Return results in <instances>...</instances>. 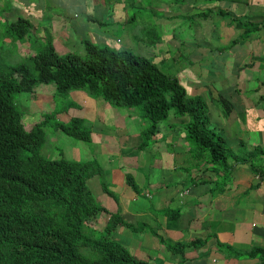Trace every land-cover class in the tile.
<instances>
[{"label":"crops","instance_id":"crops-1","mask_svg":"<svg viewBox=\"0 0 264 264\" xmlns=\"http://www.w3.org/2000/svg\"><path fill=\"white\" fill-rule=\"evenodd\" d=\"M14 1L15 4L9 7L5 14L4 0H0V27L2 28L4 22L11 21L10 19H13V16L16 17L15 19L23 18L29 22L30 33L36 36L33 35L35 41H40L44 44L45 40H52L54 48L60 54L64 53L59 50L65 52L71 49L75 42V38L70 35L66 27L70 26L74 30L79 26H83L90 29L89 33L101 31L100 23L96 24L94 18H85L79 22L70 21L66 17L67 14H70L68 11L69 7H66L62 11L64 15H61L55 12L58 10H53L47 4L34 10L36 4L33 9L29 8L30 0ZM106 1L94 0L99 8H104L101 22L106 25H115L116 29L118 28L124 33L125 40L128 41L129 45L125 48L132 51L136 50L137 54L145 56L146 51L138 52V49L141 50L139 42L142 41L141 34L143 31H145L146 36H150V32L145 29L126 27L130 21L135 20L133 16H131L133 19L127 17V8H134L136 0H132L129 6L126 0ZM154 3L158 6L162 3V0H154ZM80 7L84 9L85 4L83 3ZM25 10H29L30 16L27 15ZM160 10L163 11V14L158 16L160 24L164 23V21L170 22L178 19V17H186L193 10L198 16H205L204 13L211 10V16H215V22L217 21L220 28L231 30V32H227L224 35L216 33L217 38H211L210 35L200 33H197L196 37L191 32V29L187 34L170 33L173 25H169L163 37L168 42L172 40L175 42L174 46L177 48L175 51L184 55L190 54L197 60L205 55L211 56L216 53L214 54L215 60L212 62L216 69L213 68V71L210 72L211 81L208 85L215 92V96L228 100L231 108L228 114L224 113V110H218L213 126L223 133L224 138L229 139L233 143L236 141L235 144L237 146L245 147V151L254 152V150L248 148L250 146L258 148L259 153L255 151L260 156H256L254 159L261 163L259 166L262 171L259 172L251 167L249 162L229 163L222 172L215 166L213 167L206 163L205 165L212 170L210 174L215 175H208L207 172L199 174L200 171L198 170L196 172V170L188 169V157L182 158L187 151L175 146L171 151L174 157H171L168 165H165L164 162L160 165V161L159 166L154 168L150 160V167L145 170L148 173L140 174L141 178L144 179V184H148L146 188L141 187L137 181L140 190L134 192L125 180V174L129 173L132 175V173L125 172L123 182L119 185L121 189L114 191L112 195H108L103 191L99 182L104 173L106 174L109 171V176L112 179L115 174L112 172L114 165L110 166L113 163L107 162L105 159L106 155L104 156V152L108 153L109 151L103 148H107L111 141H117L116 143L123 145L127 144L130 133L143 132L144 126L141 119L135 121L129 112H126L123 118V131L122 123L119 120L122 115L119 112L112 113L110 104L108 102L107 104L105 100L103 102H95L99 100L95 99L96 97L93 98L90 93L84 90H79L82 92L77 95L70 94L71 99L68 100V103L70 104V101H73L74 104L81 106V103L91 101L93 109L95 107L103 109L107 114L106 118H95L94 120L98 124L94 125L92 123L90 126V143L94 144V148L90 149L87 143H81L71 136L63 137L59 134L58 138L55 137L54 139L65 143L67 147L59 150L58 154L63 156L66 154L68 156H65L66 158L78 161L93 158L101 164L102 173L92 176L88 181V185L90 181L98 184L96 195L98 196L99 194L102 197L99 201L105 205L109 212L119 213L125 221L134 225L144 223L147 227V229L142 231L134 232L120 225L113 231L114 239L124 245L135 257L150 261L152 264H264V27L243 38L241 34L244 29L236 27L232 20V16H237L240 19H250L255 22L263 21L264 0H211L210 2L206 0L202 2H199V0H167V3ZM219 10L228 11L229 15H220L218 13ZM150 11L152 16L156 17L154 11ZM20 12H24L27 17L22 16ZM48 13L50 16L46 20H39V18L47 16ZM233 31L239 34L231 40L230 36ZM11 39L14 42V39ZM222 39L227 41H222ZM82 40L80 38L81 42ZM150 40L149 38L145 41L150 42ZM210 40H216L219 44L200 46V43L206 44ZM238 40L240 41L237 42ZM161 41L166 44L162 36ZM13 42L0 29V48L5 52V56L11 53ZM145 46L148 47V45ZM162 50H165L167 52L166 55L170 56L169 52L171 49L167 44L162 47ZM230 52H232L234 58L240 54L243 57L242 61L236 62L234 58L228 57ZM256 58L260 60L257 70L250 68L256 62ZM160 60L163 61L164 59L161 58ZM219 63H222V65L219 66ZM197 64L199 63L197 62ZM222 68L224 70L222 75H220ZM219 70L221 71L219 72ZM41 85L43 84L36 86L32 92V97L24 100V103H27L24 104L27 110L23 111V123L28 118L27 115H31V118L29 117L30 125H27L28 127L26 128H30L41 119L43 114L50 113L55 107L52 103L51 107H49L47 102L49 99H53L55 95L49 93V91L42 93ZM46 86L53 88L54 93H56L55 86H50V84H46ZM224 88L230 90L223 93ZM238 89L239 91L243 89V95L246 93L250 94L244 97L239 92H236ZM75 92L77 91L72 90L69 93ZM220 93L222 94L220 95ZM218 103L221 105L219 100ZM209 111L210 106L208 105ZM183 118L185 117L175 119L184 123L181 120ZM128 120L134 121V126L127 125L126 122ZM178 123L172 122L169 127L176 128L175 125ZM113 124L115 130H120V135L111 128ZM242 126L243 130H239ZM156 135L159 136V132ZM230 147L232 146L230 145ZM120 153L122 156V151ZM55 155L53 154V157ZM107 156L110 155L108 154ZM132 159L134 157L129 156L128 160L131 161ZM132 166L134 169L140 167L138 162H135ZM153 171L158 172L159 178H157V182L147 183L145 176L149 175L153 178ZM133 178L135 177L133 176ZM219 178L221 179L218 180ZM105 182L109 185L107 181ZM157 190L159 191L157 196L160 195V198H157L160 207L152 209L153 203L149 206H135L140 195L150 199L153 197V191ZM179 205L181 207H178ZM182 207L184 208L183 211H185L183 216L187 213V218L185 221L178 223L177 221L181 216H174L173 211L182 210ZM104 217V222H106L108 217ZM102 225L101 220L98 218L97 227ZM139 225L138 227L140 228ZM153 228L159 234H162L166 240L183 243L192 242V245L186 247L182 252L170 251L149 231ZM160 231L163 233H160ZM136 235L140 236L136 237ZM135 240H137V243ZM162 246H165L166 250ZM256 249H259V254L256 256L248 255L250 251Z\"/></svg>","mask_w":264,"mask_h":264},{"label":"trees","instance_id":"trees-1","mask_svg":"<svg viewBox=\"0 0 264 264\" xmlns=\"http://www.w3.org/2000/svg\"><path fill=\"white\" fill-rule=\"evenodd\" d=\"M218 13L229 15L223 10ZM232 20L236 27L244 29L243 38L264 27V20L255 22L237 16ZM17 25L29 28L23 19ZM82 44V59L72 51L58 53L49 39L42 50L28 56L31 66L20 62L9 69L0 68V264H152L135 257L111 237L119 225L135 232L147 227L125 221L95 199L87 182L102 172L98 160L49 158L41 153L47 126L90 142L91 129L84 119L73 116L58 120L54 109L25 128L23 112L15 103L16 92L30 93L36 86L52 82L58 95L84 90L114 107H139L143 117L150 119L154 134L160 132L159 123L171 113L176 118L186 117L183 125L196 145V157L225 163L226 167L229 163L249 162L262 171L261 163L254 159L260 154L234 152L227 146L223 135L215 134L210 126L208 105L201 98H188L176 78L155 66L153 57L126 48L112 49L89 39H83ZM217 99L228 114L231 104L223 97ZM143 146L145 142L138 145ZM125 180L134 192L140 190L131 174L127 173ZM102 188L108 195L113 194L104 182ZM101 213L109 217L102 230H97L90 220ZM173 213L180 216V210ZM149 231L170 251L182 252L192 245L166 240L154 228ZM259 253L256 249L248 255Z\"/></svg>","mask_w":264,"mask_h":264},{"label":"rangeland","instance_id":"rangeland-1","mask_svg":"<svg viewBox=\"0 0 264 264\" xmlns=\"http://www.w3.org/2000/svg\"><path fill=\"white\" fill-rule=\"evenodd\" d=\"M106 1V0H105ZM132 0H126V3L130 4ZM203 0H199V2H202ZM30 7H34L36 4L34 10L39 7H44V5H50L53 10H58L55 11L56 13H60L61 15H64L62 12L66 7H69V13L67 14L66 17L72 21V22H79L84 20L85 18H94L95 23L98 24L100 23L101 31L89 33L90 29H87L83 26H79L72 30L70 26L66 27L67 30L70 32V35L75 38V42L73 43V46L71 49L66 50L65 52L63 50H59L61 53H66L69 51L75 52L76 54L80 55L81 59L84 57V45L80 41L81 39H89L93 41L94 43L98 45H106L112 49L120 50L124 49L127 47L128 41L125 40L124 33L121 32L118 28L116 29L115 25H106L103 24L102 21V15L104 12L103 7H98L94 0H30ZM85 4L84 9L80 7L82 4ZM167 3V0H162V3L159 4L158 6L154 3V0H136L134 8L133 7H128L127 8V17L130 18L133 16L135 20L130 21L128 25L126 26L127 28H133V29H145L146 31L150 32V36L145 35V31L141 34V40L139 42V46H141V50L138 49V52H144L145 56H150L153 57L154 59V64L155 66L162 71L163 73L169 75L170 77L176 78L178 80V83L180 87L185 91L186 96L188 98H201L207 105L210 106V111L208 112V116L210 119V125L211 128L215 129V134H222L220 133V130L216 127H214V120L216 119L217 116V111L218 110H223V106H221L218 103V99H216L217 96H215V92L210 88L208 83L211 81V74L210 72L213 71V68L216 69V66L214 63H212L215 60L214 54L213 53L211 56H203L197 60V58H194V56H191L190 54H182L179 53L178 51H175L177 49L174 45L175 42L172 40L171 42H168L167 40L164 39L163 35L164 32L166 31L167 27L170 25H173V29L170 30V33L176 32V33H185L190 32L189 30L191 29L192 33H194L197 37V33L204 34V35H210L211 38H217L216 33L220 35H224L227 32H231V30H225L223 28H220V25L217 24V21L215 22V16H211V13L209 16H198L197 13L193 10L191 13H189L188 16L186 17H178V19H174L170 22L164 21V23H159L160 20L158 18L159 15L163 14V11L160 10V8ZM15 4L14 0H4V5L6 7L5 9V14L8 11V8L13 6ZM224 4V3H223ZM106 5L108 6V2L106 1ZM131 6V5H130ZM154 8H152V7ZM154 11L156 14V17H153L151 14V11ZM27 15H29V10H25ZM47 12H49L47 10ZM22 16L27 17L24 12H20ZM30 16V15H29ZM50 14L48 13L47 16L44 18H39V20L44 21L46 20ZM220 17V16H219ZM14 19V16L12 17ZM230 18V17H229ZM10 19V20H13ZM131 19H133L131 17ZM172 23V24H171ZM8 29L12 30L13 27H9ZM239 33L236 31H233L231 37V40L234 39L235 37L238 36ZM34 35V34H33ZM35 36V35H34ZM161 36L163 41L168 45V47L171 49L170 50V56L166 55V51L162 50V47L166 44H163L161 41ZM36 37V36H35ZM17 45L16 48H13L12 51L14 54L10 56H5V52L0 48V68H4L7 66L8 69L10 66L17 64V63H25L31 66L30 60L28 56L32 53L38 52L42 50L43 44L40 41H34L31 37L29 38L27 34L21 35V37H17ZM79 38V39H76ZM151 39L150 42H146L145 40ZM230 40V42H231ZM222 41H227L226 39H222ZM238 40L237 42H239ZM46 42V40H45ZM44 42V43H45ZM236 42V43H237ZM217 45L219 44L218 41L210 40L206 44L200 43V46L203 47L205 45ZM145 45H148L146 47ZM221 46V45H220ZM70 47V46H68ZM197 47V45H196ZM223 47V46H221ZM154 48V49H153ZM128 49V48H126ZM134 52L137 53L136 50H133ZM189 55V56H187ZM228 57L234 58V55L232 52L228 54ZM164 59L161 61L160 59ZM236 62H241L243 57L239 54L235 56L234 58ZM256 62L253 64L252 67L250 68H255L256 70L258 69L260 65V60L256 58ZM197 62L199 64H197ZM222 65V63H219V66ZM224 68H222L223 72ZM215 73L216 70H214ZM248 72V71H247ZM258 73V71H257ZM255 80V79H254ZM256 81V80H255ZM231 82V81H230ZM203 84V86H201ZM50 86H54V83H50ZM242 86V85H240ZM201 87V88H200ZM41 92L46 93L49 91V93H52L55 95L53 99H49L47 102L49 103V107L52 105H55L53 110L55 109L57 114L56 118L58 120H69L71 117L77 115L81 118L84 119V122L86 126L90 127L92 123L94 125H97V121H95V118H106V113L103 109H98L92 107L93 103L89 101L88 103H81V106L78 105H71L68 104V100L71 99V95H77L82 91L76 90L77 92L75 93H64L62 95H58L54 93L53 88H49L46 86V84L41 85ZM227 90L230 89H225L223 90V93H226ZM243 89L239 91V89L236 92H239V94L243 95ZM71 94V95H70ZM222 93H220L221 95ZM250 94V93H248ZM247 93L244 94L243 96H247ZM32 97V92H16L14 94L15 98V103L20 107L23 111H26L24 104H27L26 102L24 103L25 98ZM94 98V97H93ZM218 98V97H217ZM98 99L99 101L95 102H103L104 100L102 98H95ZM217 101V102H216ZM107 103V102H106ZM108 104V103H107ZM111 112L112 113H120L122 116L119 117L120 122L122 123V130L124 131V121L123 118L126 114V112H129L132 118L134 120L141 119L143 123V132H137L136 134H133L132 132L128 136V142L125 145L123 144H118L114 141H111L110 144L107 145V148L104 147L103 149H108V153L104 152L105 159L107 162L113 163L110 166H113L112 172L115 174L114 178L112 179L109 176V171L105 174H103L101 181L99 182L102 184L103 182L106 183L107 181L109 183L108 185V190L111 193H114V191H119L121 189V182H123V175L125 172H131L132 175L136 178L135 181L140 184L141 187L146 188L148 184H144V179L141 178L142 176L140 174L142 173H148L145 170H148L150 167L149 163L150 160L152 161L151 165L156 168L159 166V162L161 161L165 163V165H168L169 160L171 157H174L172 155L173 153L171 152L172 149L175 146L180 147L181 149H184L187 151L186 155H183L185 158H189V161L193 162H187V167L190 170H197L200 171L199 174H204L208 173V175H215V174H210L212 170L207 167L205 164L208 163L210 166H215L218 168L220 172L224 170V164L218 163V162H211L205 158L199 159L198 156L196 157L195 152L196 151V145L193 141L192 138L187 136V129L183 125V123L180 120L175 119L172 114H170L167 119L164 121H161L159 123V136L154 134L150 130V119L148 117H143L141 110L139 107H132V108H125V107H114L111 106ZM46 107V106H45ZM29 110V109H28ZM52 110V111H53ZM50 111V110H49ZM51 111V112H52ZM31 115H27V119L24 121L25 123V128L28 127L27 125H30V117ZM31 118V117H30ZM215 118V119H214ZM183 122L187 120V118L181 119ZM179 121V123H178ZM134 121H127V125H132ZM175 122L178 123L175 125L176 128H170L169 124ZM181 122V123H180ZM142 125V124H141ZM114 127V124L111 126L112 129ZM239 130H243V126L239 128ZM115 133L120 135V130H115ZM46 133L47 139L44 143V145L41 148V153L45 157H51L53 154L55 155V158L60 157L59 150H62L63 148L67 147L65 143H61L60 140L54 139L55 137L58 138V135L60 134L63 137H67L66 134L62 133L59 130H56L54 126H47L46 127ZM224 136V135H223ZM120 139V138H119ZM225 139V143L227 146L230 147L232 146V149L234 152L242 151V153L245 152L246 148L239 145L237 146L235 143L231 142L229 139ZM79 140V139H77ZM118 140V139H117ZM177 141V142H176ZM79 142L84 143V141L79 140ZM100 142V141H97ZM141 142H145V146L142 148H139L138 145ZM88 144L89 148L92 149L94 148V144L90 142H85ZM56 148V149H55ZM231 148V147H230ZM249 149L254 150V152H258V148L255 146H250L248 147ZM247 148V149H248ZM256 150V151H255ZM122 151V156L120 155ZM259 153V152H258ZM110 156H107V155ZM66 157H68L66 154H64ZM198 155V152H197ZM243 155V154H239ZM129 156L134 157L131 161L128 160ZM108 157V158H106ZM228 162H230V158H228ZM130 161V162H129ZM85 162V161H82ZM135 162L139 163V168L134 169L132 168L133 164ZM180 162V161H179ZM105 163V162H104ZM137 166V165H136ZM226 167V166H225ZM152 168V167H151ZM228 173V172H227ZM153 178L151 176L147 175L145 176L147 183L148 182H157V178H159L158 172L153 171ZM224 178V177H223ZM219 178L218 180H220ZM145 180V181H146ZM217 180V181H218ZM107 184V183H106ZM89 187H91L94 195L97 193V188L98 184L95 182H89ZM159 191H153L152 198H145L140 195L139 200L135 203V206H149L150 204L153 203L152 209H157L159 206V203L157 202V198H160V195L157 196ZM97 196V195H96ZM102 197L97 196V199H95L102 205L105 206L103 203H101L99 200ZM177 205V204H176ZM178 207H181L180 205ZM184 208L182 207V210H180V216L181 218L177 221L178 223H181L186 220L187 218V213L183 216V211ZM108 216L107 214L101 213L98 215V218L101 220V223L104 224L105 217ZM179 216V217H180ZM183 216V217H182ZM160 233H163L160 231ZM139 234V233H137ZM140 236V235H136ZM111 237L114 238L113 233L111 234ZM137 243V240H135ZM162 248H165V246H162Z\"/></svg>","mask_w":264,"mask_h":264},{"label":"clouds","instance_id":"clouds-1","mask_svg":"<svg viewBox=\"0 0 264 264\" xmlns=\"http://www.w3.org/2000/svg\"><path fill=\"white\" fill-rule=\"evenodd\" d=\"M16 17H14V19H15ZM11 20V21H6V22H4V24H2V28L0 27V29H2L3 30V33L6 35V37H9V39L13 42V40L11 39V38H13L14 39V42H13V46L11 47V52L12 53H14L13 51H12V49L13 48H16V46H18L17 45V37H21V35H24V34H27L28 35V37L30 38H32L33 40H35L34 38H33V35L30 33V29L28 28V29H25V26H23V25H20V26H18L17 25V23L20 21V19H23V18H17V19H15V20ZM23 20H25V19H23ZM25 21H27V20H25ZM28 22V21H27ZM29 23V22H28ZM6 25H7V28H6ZM9 27H13V29L12 30H10V29H8ZM50 84V83H49ZM36 88V87H35ZM35 88H34V90H35ZM33 90V91H34ZM32 91V92H33ZM31 93V92H30ZM60 156H63V155H60ZM65 157V156H64ZM49 158H55V157H53V155L51 156V157H49ZM66 158V157H65ZM68 159V158H67ZM93 159V158H92ZM89 160H91V159H89ZM84 161H87V160H84ZM101 165V164H100ZM102 173V172H101ZM100 173V174H101ZM125 176H126V174H125ZM89 181V180H88ZM127 183V182H126ZM87 184H88V182H87ZM101 187H102V184H101ZM103 189V188H102ZM104 191V190H103ZM107 194V193H106ZM94 195V194H93ZM95 196V195H94ZM105 207V206H104ZM104 214V213H103ZM108 215V214H107ZM106 217H109V215L108 216H106ZM108 220V219H107ZM106 220V221H107ZM90 223H91V225L94 227V228H96L97 230H102V228L104 227V225L106 224V222H104V224L102 225V226H100V227H97V224H98V215L96 216V217H92L91 218V220H90ZM120 226V225H119ZM121 226H123V225H121ZM135 232V231H134ZM113 233V232H112ZM114 239V238H113ZM117 241V240H116Z\"/></svg>","mask_w":264,"mask_h":264}]
</instances>
